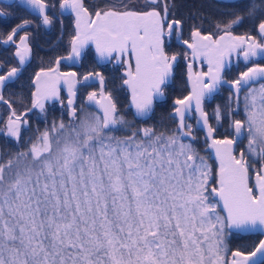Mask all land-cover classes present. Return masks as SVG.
Listing matches in <instances>:
<instances>
[{
	"label": "snow or ice",
	"instance_id": "1",
	"mask_svg": "<svg viewBox=\"0 0 264 264\" xmlns=\"http://www.w3.org/2000/svg\"><path fill=\"white\" fill-rule=\"evenodd\" d=\"M24 3L44 26L53 23L47 0ZM59 9L61 14L68 10L74 14L76 31L70 52L56 60L57 66L63 60L78 62L89 44L101 61L128 64L127 78L121 79L131 90L137 116L152 111L154 98L163 97L175 77L179 54L167 53L166 36L175 34L178 45L191 50L193 60L203 57L208 71L194 73L193 63L187 64L191 91L174 100L169 119L176 127L170 133L150 126L118 137L113 130L118 126L127 130L129 125L116 115L117 105L105 91L100 72L81 78L75 70L41 69L33 80L32 108L44 112L46 100L60 98L63 83L70 120H54L27 140L22 128L29 121L3 95V88L22 69L13 66L0 74V103L11 109L6 135L2 131L0 135L23 147L0 154V264H264V239L254 251H233L230 262L222 255L225 229L264 235V163L256 171L259 194L249 187L253 167L249 157L264 162V43L250 34L232 35L230 29L245 16L230 19L218 39L194 30L188 40L183 39L182 21L168 19V0H145L138 10L126 5L124 10L97 9L95 19L83 0H59ZM245 12L258 20L254 30L264 38V15L256 17L252 3ZM6 14L0 10V17ZM29 23L25 19L13 27L5 43L13 42ZM27 40V35L20 36L16 44L21 66L30 53ZM233 54L242 55L246 70L225 80L222 72ZM183 55L187 59L189 52ZM130 59L135 60L134 72ZM97 80L99 90L89 91L87 101L103 114L83 106L78 115L73 99L77 85L94 87L89 81ZM257 83L258 88L250 86ZM224 85L229 89L228 103L217 105L210 114L204 102ZM241 93L244 115L237 118L233 98L239 105ZM193 114L197 129L215 150L218 187L211 186L208 159L193 146V125L186 123ZM225 120L228 127L219 138ZM244 140L247 144L241 147ZM234 147H240L239 156ZM221 203L226 216L218 211Z\"/></svg>",
	"mask_w": 264,
	"mask_h": 264
},
{
	"label": "flooded vegetation",
	"instance_id": "2",
	"mask_svg": "<svg viewBox=\"0 0 264 264\" xmlns=\"http://www.w3.org/2000/svg\"><path fill=\"white\" fill-rule=\"evenodd\" d=\"M145 0H83V3L88 8L91 18L95 17V11L97 9H105L108 7H115L117 10H124L126 5L129 10H138ZM19 4L18 0H13L9 3L0 2V10L5 11L7 14L0 17V74H6L7 71L13 67H21V72L18 78L13 82L6 84L3 88V95L5 99L12 103L13 109L16 113L21 114L23 119L29 121V125L22 128V135L25 140L32 137L36 132V129H42L44 124L52 123L54 120L59 122L61 119L65 123L70 120L68 109L66 107L67 97L63 87H59V99L46 100L45 110L41 112L39 109H32V93L35 91L33 79L35 74L41 69L47 71L49 68H54L55 62L58 58L67 56L70 52V40L75 35V17L71 14L64 15L60 13L59 0H47L49 4L48 14L52 17L53 23L50 26H44L41 19L35 15L30 14L21 5L14 8H5L7 4ZM255 4L258 7V11L255 12L256 17L264 15V0H168L169 4V21L175 19L182 21L183 39L191 40V33L196 30L200 31L202 35H213L214 39H218L220 35H223V27L230 19L234 18L236 14L244 15L245 19L242 23L233 26L230 31L232 35H245L250 34L258 39L261 43H264V38L259 36V33L254 30V24L258 22L252 16L247 15L245 9L249 4ZM55 4L56 7L52 8L51 5ZM25 19L30 23L25 25L14 37L13 42L5 43L7 35L11 32L12 28L18 24H21ZM220 25V29L217 28ZM167 32V28L165 27ZM27 35L28 46L30 49L29 56L26 59L24 65L19 64L18 57L15 56L16 44L19 43L20 36ZM166 51L169 55L178 53L177 66L184 68L185 81L187 83V64L193 63V72H206L207 64L203 60V57L198 60H193L191 56V50L186 49L184 45H178L175 34L171 37H165ZM187 50L189 56L185 59L183 53ZM260 58H257L259 60ZM264 62V61H261ZM131 68H133L132 59L129 60ZM124 65L113 60L111 62L104 61L99 62L95 58V53L90 45H88L81 59L77 62V65H65L61 63L58 68L60 72H67L75 70L79 76H82L92 69L93 72H100L104 77L107 74L116 72L119 78L124 77L122 75L124 71ZM251 66V65H248ZM245 62L242 55L237 57L233 54L230 58V64L222 72V76L225 80L235 79L241 71H245ZM123 81V80H122ZM172 82V80H171ZM170 82V83H171ZM89 84H94V87L85 88L81 85L77 87V95L75 99V107L78 115L80 109L83 106H87V109L92 112L87 103V93L91 90H99L98 80ZM188 86V85H187ZM259 87V84L250 85ZM247 92V88L244 89ZM189 93V92H188ZM128 94V93H127ZM243 95L240 94V103L236 104L235 98H233V108H236L240 113V118L244 115L243 108ZM229 89L225 85L219 89V91L209 100H205L204 108L209 110L210 114L216 108L217 105L226 106L228 103ZM89 105V106H88ZM92 107V106H91ZM11 109L7 105L0 103V131L5 135L7 132L6 122L8 120ZM98 113V112H97ZM26 114V115H25ZM194 117L188 120L186 123L193 125V135L195 137L196 131L194 129ZM215 124V119L211 121ZM228 127V120L222 122L220 126V133L224 132ZM201 132V131H200ZM202 133V132H201ZM225 133H223L224 135ZM220 135V134H219ZM204 140V138H203ZM194 141V140H193ZM192 141V142H193ZM247 141L244 140L241 147L246 146ZM22 145L15 140L9 143L3 135H0V154L8 153L12 147H21ZM240 147H235L234 154L238 156ZM250 163L253 167L249 172L250 186L253 184V177L256 171L262 166V163L255 156H250ZM242 236V235H241ZM245 236V235H244Z\"/></svg>",
	"mask_w": 264,
	"mask_h": 264
},
{
	"label": "trees",
	"instance_id": "3",
	"mask_svg": "<svg viewBox=\"0 0 264 264\" xmlns=\"http://www.w3.org/2000/svg\"><path fill=\"white\" fill-rule=\"evenodd\" d=\"M258 11V7L256 6V12ZM92 69L90 72H93ZM123 75V73H122ZM106 85L105 91L111 92L113 96V100L117 105V113L118 117H123L128 122V128L125 130L123 126H118L113 130V135L118 137H123L125 135H130L132 129H140L144 127L154 126L157 131H163L170 133L172 129L176 127V122L169 119V116L172 112V103L177 97L182 98L187 95L189 92L187 83L185 81V73L183 67H176L175 77L172 79V82L168 87L164 89V96L154 102L153 109L146 119H141L135 117L131 109L128 107V94L123 86L122 79L119 78L118 73L112 72L106 75L105 77ZM93 91V90H91ZM89 106V105H88ZM94 110L93 107L89 106ZM206 110V109H205ZM209 112V110H207ZM210 113V112H209ZM51 125L50 123L44 124L41 131L46 127ZM223 133H219V138L223 137ZM36 135L34 133L33 137ZM28 139V138H27ZM194 148L198 151V153L202 156H205L208 159L212 169H213V179L211 185H215V172H216V164L214 161L210 160L209 153L205 151L206 142L203 140V134L200 131H196L195 139L192 142ZM23 147H12L9 152L12 151H22ZM219 211V210H218ZM221 214V213H220ZM261 236L259 234H251L241 236L238 234H233L224 232V242L227 248V256L228 257L232 251L242 250L245 253L250 252L254 249V245L258 244Z\"/></svg>",
	"mask_w": 264,
	"mask_h": 264
},
{
	"label": "water",
	"instance_id": "4",
	"mask_svg": "<svg viewBox=\"0 0 264 264\" xmlns=\"http://www.w3.org/2000/svg\"><path fill=\"white\" fill-rule=\"evenodd\" d=\"M11 1H13V0H0V2H4V3H9V2H11ZM18 2L20 3V5L23 7V8H25L27 11H29L30 13H32V14H35L25 3H24V0H18ZM60 13H61V10H60ZM63 14L64 15H68V14H71V15H73L74 16V14H72L71 13V11L70 10H68V11H65V12H63ZM36 15V14H35ZM75 17V16H74ZM93 19H95V17L93 18ZM82 27H83V25H82ZM76 30V29H75ZM91 47H92V49H93V51H94V53H95V58L99 61V62H104V61H101L98 57H97V55H96V52H95V47H94V45H92V44H89ZM88 46V45H87ZM86 46V47H87ZM132 61H133V68H131L132 69V71L134 72L135 71V60L134 59H132ZM61 63H63V64H65V65H77V62H75V63H73V62H71V61H67V60H63ZM207 64V63H206ZM128 64H125L124 65V71H123V76H124V72H125V70L128 68ZM58 66H57V64H56V62H55V66H54V68H57ZM207 71H208V64H207ZM206 71V72H207ZM39 72V71H38ZM124 78H127V77H124ZM34 79H35V77H34ZM33 79V80H34ZM43 79V78H42ZM92 82H95V81H89V83H92ZM123 84V83H122ZM187 85H188V89H189V92L191 91V85H190V83L188 82V80H187ZM34 86H35V90H36V85L34 84ZM124 87H125V89H126V91H127V93H128V100H129V102H128V107L131 109V112H132V114L135 116V117H137V118H141V119H146V118H148L149 117V115H150V113H148L146 116H143V117H141V116H137L136 115V110H135V108H134V106H132V103H131V90L126 86V85H123ZM226 87H228L227 85H225ZM59 87H63V89H64V91H65V95H66V97H67V100H66V107H67V104H68V99H69V96H68V91H67V86L66 85H64L63 83H61L60 85H59ZM77 87H78V85H77ZM162 97H157V98H154V101H153V106H154V102L155 101H158V100H160ZM74 99V103H75V99H76V96L73 98ZM210 99V98H209ZM209 99H206V100H209ZM87 103L89 104V105H91L95 110H96V112H98L100 115H102L103 113H102V111L100 110V108H99V106H97V105H94L93 103H91V102H88L87 101ZM172 106H173V103H172ZM33 108L31 107L30 108V110H29V112L32 110ZM67 109H68V107H67ZM153 109V108H152ZM193 117H194V129L195 130H197V131H199L198 129H197V125H196V118H195V115L193 114ZM192 117V118H193ZM191 118V119H192ZM190 120V119H189ZM187 122V121H186ZM202 132V131H201ZM202 134H203V138L205 137V133L204 132H202ZM194 140V139H193ZM192 140V141H193ZM205 140V139H204ZM185 141H187V140H185ZM210 143H211V141H208L207 143H206V146H205V151L206 152H208L209 153V158H210V160H212V161H214L215 162V164H216V172H215V187H218L219 185L216 183V181L218 180V176H216V173H218V171H219V162L216 160V157H215V150L214 149H212V148H210L209 147V145H210ZM234 151H235V147H234ZM239 154H240V152H239ZM239 154H238V156H239ZM262 167V166H261ZM260 167V168H261ZM261 174H264V173H261ZM211 186H213V185H211ZM249 187H251V188H253V190H254V192H255V194L256 195H258L259 193H258V191H256V174L254 175V177H253V184H252V186H250V183H249ZM218 199V198H217ZM218 210H219V212L221 213V215H225L226 216V213L223 211V205H222V203L219 205V207H218ZM226 231L227 232H230V233H233V234H238V235H242V236H244V235H251V234H259L260 236H261V239H264V235H262L260 232H237V231H235V230H228V229H226ZM252 251H254V249L252 250ZM233 252V251H232ZM231 252V253H232ZM231 253H230V255H229V257H228V261L230 262L231 261V259H232V255H231Z\"/></svg>",
	"mask_w": 264,
	"mask_h": 264
},
{
	"label": "rangeland",
	"instance_id": "5",
	"mask_svg": "<svg viewBox=\"0 0 264 264\" xmlns=\"http://www.w3.org/2000/svg\"><path fill=\"white\" fill-rule=\"evenodd\" d=\"M33 137V136H32ZM185 142H188V141H185ZM226 230V229H225ZM223 241H224V236H223ZM224 251L222 252V255L226 258V256H227V248H226V246H225V242H224Z\"/></svg>",
	"mask_w": 264,
	"mask_h": 264
}]
</instances>
